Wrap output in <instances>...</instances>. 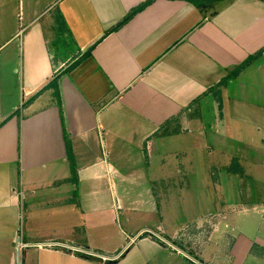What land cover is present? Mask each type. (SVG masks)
<instances>
[{
    "label": "crops",
    "instance_id": "crops-1",
    "mask_svg": "<svg viewBox=\"0 0 264 264\" xmlns=\"http://www.w3.org/2000/svg\"><path fill=\"white\" fill-rule=\"evenodd\" d=\"M147 1L0 0V264H264V1Z\"/></svg>",
    "mask_w": 264,
    "mask_h": 264
},
{
    "label": "built area",
    "instance_id": "built-area-1",
    "mask_svg": "<svg viewBox=\"0 0 264 264\" xmlns=\"http://www.w3.org/2000/svg\"><path fill=\"white\" fill-rule=\"evenodd\" d=\"M143 237H148V238H153V239H160L162 241H164L163 237L161 236L160 233H158V231H154L151 229H144L143 231H141L140 233H138L137 236L130 238V245L135 243L139 238H143ZM16 245V260H15V264H21V257H22V253L25 249L29 248L30 246L28 244H25L21 241V237H18V239L15 242ZM33 247H37V248H43V249H52V248H61V249H66L68 251H70L73 254H79V255H83L86 257H92V258H97V259H103L105 260L106 258L101 256L98 253H95L93 251H88L84 248H77V247H73L67 244H61V243H47V244H38V245H34Z\"/></svg>",
    "mask_w": 264,
    "mask_h": 264
},
{
    "label": "trees",
    "instance_id": "trees-1",
    "mask_svg": "<svg viewBox=\"0 0 264 264\" xmlns=\"http://www.w3.org/2000/svg\"><path fill=\"white\" fill-rule=\"evenodd\" d=\"M154 0H148L146 3H143L142 5L138 6L137 8L133 9L131 11V13L116 27V29L120 28L121 26H123L126 22H128L134 15H136L137 13L141 12L142 10H144L147 6H149ZM189 1L190 3L194 4L195 6H200L202 3H212V2H216V1H219V0H187ZM261 1H264V0H261ZM253 59H255V57H251L247 62L246 64L244 65H241L240 67L236 68L235 71H233L232 74H230L226 79H224L221 84H220V87L219 88H224L227 83L232 80L246 65H248ZM49 88H53L55 89V92H58V86H57V83L56 81H53L52 83H50L48 85ZM60 101V100H59ZM66 144H67V149H68V155H69V152L71 153V149H70V143L68 141V138L66 136ZM70 156V155H69ZM71 157V156H70ZM72 174H73V177L76 178V169L73 168L72 169Z\"/></svg>",
    "mask_w": 264,
    "mask_h": 264
},
{
    "label": "rangeland",
    "instance_id": "rangeland-1",
    "mask_svg": "<svg viewBox=\"0 0 264 264\" xmlns=\"http://www.w3.org/2000/svg\"><path fill=\"white\" fill-rule=\"evenodd\" d=\"M225 88V87H224ZM219 97V96H218ZM214 99H213V101L215 100L216 101V94L214 95V97H213ZM171 146H175L174 148H177V146L176 145H171ZM203 156H204V154H203ZM188 158V156H187V154H185V153H182V158ZM196 157H198V158H202V156H201V154H196ZM198 160V159H197ZM205 170V175L206 176H210V169H204ZM197 173H199L200 174V172H199V169H196L195 170ZM194 176H196V175H194ZM23 224V223H22ZM22 229L24 230V225L22 226ZM22 230V231H23ZM151 230H154V231H158V233H160L161 234V236L163 237V239H164V241H162V240H160V239H157V240H159V241H161L163 244H165V245H167V246H169V247H171V243L168 241V239L166 238V237H164V232L160 229V228H157V229H151ZM180 235V237H181V235H182V233L181 234H179ZM179 237V238H180ZM71 246V245H70ZM12 247V246H11ZM15 249H16V245H15V247H14V250H12V253H13V260H15ZM102 256V255H101ZM104 257V256H103ZM105 261V260H104Z\"/></svg>",
    "mask_w": 264,
    "mask_h": 264
}]
</instances>
